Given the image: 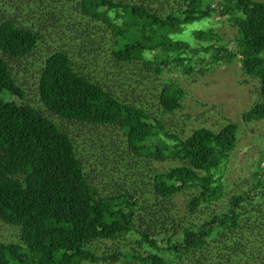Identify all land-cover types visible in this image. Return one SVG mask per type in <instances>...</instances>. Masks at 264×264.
Masks as SVG:
<instances>
[{"label":"trees","instance_id":"1","mask_svg":"<svg viewBox=\"0 0 264 264\" xmlns=\"http://www.w3.org/2000/svg\"><path fill=\"white\" fill-rule=\"evenodd\" d=\"M80 5L87 18L106 24L111 43L104 56L78 53L79 61L68 50L53 51L37 83L43 110L24 102L9 64L29 56L41 34L14 18L0 21V221L20 230L18 243L0 241V264H264V158L244 190L228 192L223 183L239 125L176 135L114 88L127 83L132 65L156 77H188L194 68L238 63L264 99V0ZM213 17L235 31L232 41L212 27L193 30V46L174 38ZM184 96L176 82H165L158 104L171 114ZM241 120L264 121V102ZM62 121L118 129L136 158L171 165L154 172L151 193L138 184L109 193ZM118 156L128 164L116 170L125 181L134 162ZM178 195L185 197L181 208Z\"/></svg>","mask_w":264,"mask_h":264},{"label":"rangeland","instance_id":"2","mask_svg":"<svg viewBox=\"0 0 264 264\" xmlns=\"http://www.w3.org/2000/svg\"><path fill=\"white\" fill-rule=\"evenodd\" d=\"M80 3L81 0H61L56 3L49 0H0V21L14 18L20 26L38 30L41 34V42L29 56L21 60H9L13 78L23 93L24 102L40 110L43 107L37 92L38 78L45 59L53 51L68 50L79 61L78 53L85 56L87 53L96 55L102 52L104 56L111 43V34L106 24L83 15ZM209 27L224 42L229 43L235 37V31L227 25L225 19L213 17L187 25L174 38L193 46V30ZM228 47L232 48L233 45L228 44ZM131 68L132 73L128 74L130 78L126 84L114 83L115 91L135 100L137 106L146 108L166 131L187 137L202 127L218 131L228 123L239 125L236 149L222 169V176L228 192L244 190L251 181V173L257 161L264 158V121L243 124L241 120L243 112L257 102H264L259 94L258 81L244 76L238 63L213 65L207 71L194 68L188 77L179 72L156 77L152 73L141 72L140 68L137 69L139 72L134 71V65ZM169 81L176 82L185 91L182 107L171 114L163 113L158 104L160 89L163 83ZM58 124L71 136L79 154L98 171L92 175L94 181L104 185L109 193L119 188L131 189L137 184L141 192L151 193L154 172L171 165L149 163L144 158H136L128 149L124 134L118 129L113 131L109 127H93L67 121ZM120 153L134 162L125 181L116 171L127 164L122 163L118 156ZM175 203L181 208L185 197L178 195ZM19 240V228L0 221V241L18 243Z\"/></svg>","mask_w":264,"mask_h":264},{"label":"built area","instance_id":"3","mask_svg":"<svg viewBox=\"0 0 264 264\" xmlns=\"http://www.w3.org/2000/svg\"><path fill=\"white\" fill-rule=\"evenodd\" d=\"M260 168H261V171H262V177L264 179V160L261 161Z\"/></svg>","mask_w":264,"mask_h":264}]
</instances>
